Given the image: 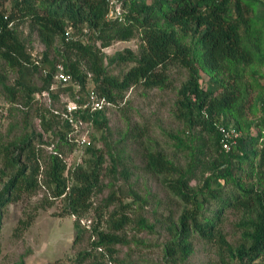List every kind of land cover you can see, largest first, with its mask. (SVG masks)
I'll return each instance as SVG.
<instances>
[{
  "label": "trees",
  "instance_id": "obj_1",
  "mask_svg": "<svg viewBox=\"0 0 264 264\" xmlns=\"http://www.w3.org/2000/svg\"><path fill=\"white\" fill-rule=\"evenodd\" d=\"M120 2L125 13L119 22L107 20L108 0H0V98L19 111L23 130L19 138L0 144V226L7 205L44 187L59 203L58 215L75 219L73 241L79 242L88 230L81 220L99 209L93 199L103 192L104 170L125 183L131 176L117 152L131 129L121 140L109 143L106 108L84 111L80 118L88 126L89 145L78 148L80 161L68 166L62 148L77 149L67 141L70 127L37 95L46 92L57 101L63 94L73 96L79 84L81 93L92 90L115 106L134 86L165 89L167 69L177 65L187 72L173 113L183 128L171 138L184 164L157 148L140 153L144 170L156 176L180 206L176 218L168 214L161 222L168 235L163 259L184 264L197 238L216 242L223 251V264L264 262V70L253 69H264V0ZM24 24L44 47L39 58H33L18 31ZM67 31L71 39L65 41ZM135 35L140 39L136 53L125 49L107 58L104 49ZM125 64L131 67L112 74L113 68ZM58 65L70 76V83L54 82ZM253 111L259 119L250 122L247 114ZM33 119L39 132L32 127ZM221 128L240 133L229 152L222 149ZM94 132L100 133L99 138ZM51 146L44 158V148ZM114 185L109 182L110 193L102 201L104 209L118 205L109 215V232L92 226L91 249L78 252L73 264L88 259L96 264L118 263L115 247L128 244L124 235L134 223L130 214L142 231H154L132 210L133 201L141 198ZM128 195L131 204L126 202ZM227 210L238 212L236 245L226 241L222 232ZM31 221L30 216L20 221L17 229H28ZM94 254L107 262L98 263Z\"/></svg>",
  "mask_w": 264,
  "mask_h": 264
},
{
  "label": "rangeland",
  "instance_id": "obj_2",
  "mask_svg": "<svg viewBox=\"0 0 264 264\" xmlns=\"http://www.w3.org/2000/svg\"><path fill=\"white\" fill-rule=\"evenodd\" d=\"M124 13L125 10L122 9L121 14ZM18 31L27 41L33 58H39L44 47L36 33L28 24L20 25ZM139 45V36L135 35L129 41L114 42L103 52L107 58L125 49L136 53ZM130 67V64L121 65L113 68L111 72L118 75ZM254 68L259 73L264 70ZM167 74L169 83L165 89L144 90L140 86H134L126 92L124 99L118 105L106 108L109 143L121 140L122 136L131 129L129 137L117 147L121 164L131 173V176L129 182L125 183L119 176L113 180L108 171L104 170L106 176L103 179V192L93 199L94 207L99 209L96 212H90L86 219L81 220L80 225L88 229L81 240L76 243L73 241L75 219L70 216L60 217L58 215L60 213L59 203L52 201L49 192L41 187L34 196L25 195L4 209L0 226V264H73L72 258L78 252L91 249L90 242L94 240L92 226L109 232V215L118 208L117 204L107 209L103 207L102 201L110 193L109 182L114 183L115 188H129L137 194L141 200L133 201L132 210L141 214L148 224L154 226L152 233L142 231L135 223L136 217L130 214V217L134 218V223L125 229L124 236L128 244L115 247L119 260L116 264H168L162 255L163 244L168 235L161 222L168 214L176 218L180 212V206L162 187L159 179L144 170V162L140 157L144 149L153 147L162 150L179 164H184L181 152L177 150L171 136L178 135L183 128L182 124L174 118L173 113L177 91L186 80L187 72L177 65H171L167 69ZM14 76V73L10 75V81ZM38 99L43 106H47L44 101L46 98L39 97ZM54 105L62 107L63 101L59 99ZM10 107V104L0 98V144H6L23 134L21 114ZM6 110L8 111L7 116H4L3 113ZM247 116L250 122L259 119V113L255 111L248 113ZM32 127L39 132L37 121L34 119ZM94 133L99 138L100 133ZM62 150L65 152L63 157L68 166L80 161L79 149L74 153L67 147ZM43 152L46 158L50 149L45 147ZM108 165L107 162L105 166ZM131 197L128 195L129 199H126L129 204L132 201ZM99 214H101V219H99ZM29 216L32 218L30 227L26 230L17 229L19 222L27 220ZM238 218V212L233 210H227L223 215L222 232L225 240L232 245H236L240 238L236 227ZM221 254L223 251L219 249L216 242H206L195 238L193 239V253L184 264H223ZM223 259L226 260L227 257ZM93 260L95 259H88L83 264H96ZM100 260L107 262V258L101 259L98 256L97 262L99 263ZM258 264H264V262Z\"/></svg>",
  "mask_w": 264,
  "mask_h": 264
},
{
  "label": "built area",
  "instance_id": "obj_3",
  "mask_svg": "<svg viewBox=\"0 0 264 264\" xmlns=\"http://www.w3.org/2000/svg\"><path fill=\"white\" fill-rule=\"evenodd\" d=\"M109 10L106 16L108 21H122L121 14V2L120 0H108ZM65 41H68L70 38V32L67 31L64 34ZM71 78L64 72V69L61 65L57 66V71L54 74V82L62 85H66L70 83ZM53 89V87L51 88ZM81 87L79 84H75V92L73 96L69 94H63L59 97L60 100L63 101L62 107H56L54 105L55 101L49 97V95L44 92L41 95H37L36 97H44V101H46L45 106L49 109L53 114L59 116V118L66 122L70 130L67 134V141L70 144H75L77 149L74 150L76 152L78 148L89 145V129L88 126L81 120L80 116L84 111L95 112L104 110L109 107V103L104 99L99 97L94 91L89 90L85 92H80ZM58 99V100H59ZM7 110L4 111V116H7ZM221 145L222 149L225 152H229L232 147L237 143V139L240 136L238 131L235 129H225L221 128ZM50 150L53 146L48 147ZM73 152V153H74Z\"/></svg>",
  "mask_w": 264,
  "mask_h": 264
}]
</instances>
